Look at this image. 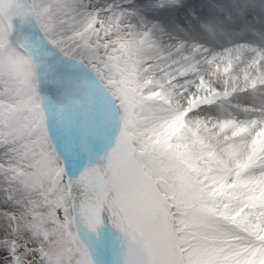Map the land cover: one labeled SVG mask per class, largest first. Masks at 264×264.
<instances>
[{"label": "snow or ice", "instance_id": "6c2138e0", "mask_svg": "<svg viewBox=\"0 0 264 264\" xmlns=\"http://www.w3.org/2000/svg\"><path fill=\"white\" fill-rule=\"evenodd\" d=\"M0 264H264V0H0Z\"/></svg>", "mask_w": 264, "mask_h": 264}]
</instances>
